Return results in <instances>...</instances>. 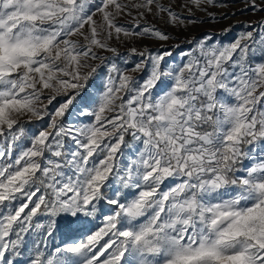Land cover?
I'll return each mask as SVG.
<instances>
[{
  "label": "snow or ice",
  "instance_id": "snow-or-ice-1",
  "mask_svg": "<svg viewBox=\"0 0 264 264\" xmlns=\"http://www.w3.org/2000/svg\"><path fill=\"white\" fill-rule=\"evenodd\" d=\"M0 264H264V0H0Z\"/></svg>",
  "mask_w": 264,
  "mask_h": 264
},
{
  "label": "rangeland",
  "instance_id": "rangeland-1",
  "mask_svg": "<svg viewBox=\"0 0 264 264\" xmlns=\"http://www.w3.org/2000/svg\"><path fill=\"white\" fill-rule=\"evenodd\" d=\"M177 2H179V0H177ZM242 7V4L240 3H235L232 7V10L235 11L239 8ZM214 11H223V9H216ZM187 13H185L186 15ZM197 16H203L204 13L202 12H196ZM149 19H151V17H149ZM247 19H254V17H252L251 15L248 16H244V15H240L239 13H237V15L233 16L231 19L229 20H225L223 22L220 23H216V24H200L194 27H191L188 31L180 33L182 39L183 38H191L192 36H197L199 37L202 33H204L205 31H208L209 34H216L218 36L223 37V34L220 33V29H223L224 27H226L228 24H233L235 21L237 20H247ZM169 31H172V29H169ZM240 31V26L237 25L236 28H234L233 32L231 34H229L227 36V40H231L232 37H234L237 32ZM172 43V42H169ZM184 48H187V45H183ZM174 55L177 56V59H179V54L178 53H174Z\"/></svg>",
  "mask_w": 264,
  "mask_h": 264
}]
</instances>
